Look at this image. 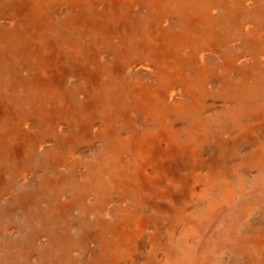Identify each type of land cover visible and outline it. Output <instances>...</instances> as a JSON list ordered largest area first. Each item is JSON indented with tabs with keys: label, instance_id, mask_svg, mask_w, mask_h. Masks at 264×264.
I'll return each mask as SVG.
<instances>
[{
	"label": "rangeland",
	"instance_id": "1",
	"mask_svg": "<svg viewBox=\"0 0 264 264\" xmlns=\"http://www.w3.org/2000/svg\"><path fill=\"white\" fill-rule=\"evenodd\" d=\"M262 56L264 0H0V264H264Z\"/></svg>",
	"mask_w": 264,
	"mask_h": 264
},
{
	"label": "bare ground",
	"instance_id": "2",
	"mask_svg": "<svg viewBox=\"0 0 264 264\" xmlns=\"http://www.w3.org/2000/svg\"><path fill=\"white\" fill-rule=\"evenodd\" d=\"M88 1V0H87ZM142 1V0H141ZM247 2V1H246ZM114 5V4H113ZM214 8V7H213ZM60 10V9H59ZM192 11V10H191ZM178 12V11H177ZM198 13V12H197ZM79 14V13H78ZM81 14V13H80ZM62 15V14H61ZM64 15V14H63ZM82 15V14H81ZM78 15H76V17H77ZM199 19V18H198ZM2 20H4V19H2ZM6 20V19H5ZM127 20V19H126ZM9 21V20H8ZM70 21V20H69ZM81 21V20H80ZM125 21V20H124ZM191 21V20H190ZM72 22H73V20H72ZM68 24V23H67ZM116 24V23H115ZM118 24V23H117ZM248 26H249V24H248ZM216 27V26H215ZM112 28V27H111ZM256 28V27H255ZM245 29V28H244ZM111 30V29H110ZM217 30V29H216ZM101 31H102V29H101ZM109 31V30H108ZM214 31V30H213ZM100 32V31H99ZM124 33V32H123ZM128 33V32H127ZM157 35V34H156ZM183 36V35H182ZM210 37V36H209ZM178 46V45H177ZM196 48V47H195ZM159 51V50H158ZM173 56V55H172ZM261 57V56H260ZM262 57H264V56H262ZM181 58H183V57H181ZM187 59V58H186ZM174 61V60H173ZM166 67V66H165ZM129 68V67H128ZM136 68V67H135ZM152 69V68H151ZM148 70V69H147ZM189 71V70H188ZM251 73V72H250ZM180 74V73H179ZM230 75V74H229ZM187 76V75H186ZM219 76V75H218ZM231 78V77H230ZM232 81V80H231ZM220 82V81H219ZM218 84V83H217ZM260 86V88L259 89H257V90H254L253 92L255 93V95L252 97V99H251V101H254V102H256V99L258 98V94L261 96L262 94H264V89H263V85H259ZM173 88V87H172ZM178 88V87H177ZM170 90H171V88H170ZM180 90V89H179ZM177 91V90H176ZM182 91V90H181ZM178 92V91H177ZM173 93H175V92H173ZM183 94V93H182ZM172 97V96H171ZM169 98H170V96H169ZM258 100V99H257ZM259 102V101H258ZM164 103V102H163ZM203 114V113H202ZM211 115V114H210ZM209 116V115H208ZM163 117V116H162ZM192 118V117H191ZM99 124V123H98ZM214 124V123H213ZM149 137H151V141L156 137V135L151 131L150 132V135H149ZM147 142H149V138H147L146 140H145V142H144V144L145 145H147ZM43 143V142H42ZM44 144V143H43ZM41 145V144H40ZM43 146V145H42ZM40 148V147H39ZM205 172V171H204ZM261 175V174H260ZM250 179V178H249ZM259 181V180H258ZM256 182H257V180H256ZM247 183V182H246ZM261 184V183H260ZM254 185V184H253ZM236 187V186H235ZM237 188V187H236ZM240 189V188H239ZM251 191V190H250ZM259 191V190H258ZM257 191V192H258ZM263 191H264V189H263ZM249 192V191H248ZM247 193V192H246ZM243 194H245V193H243ZM248 195V194H247ZM259 195H261V194H259ZM240 196V195H239ZM238 196V197H239ZM246 196V195H245ZM249 196V195H248ZM242 197V196H241ZM240 198V197H239ZM238 199V198H237ZM236 199V200H237ZM234 203V202H233ZM243 203V202H242ZM241 203V204H242ZM231 205V204H230ZM240 205V204H239ZM228 206V205H227ZM192 208V207H191ZM255 208V207H254ZM223 208H221V210H222ZM231 209V208H230ZM237 209V208H236ZM76 210V209H75ZM227 210H229V209H227ZM226 210V211H227ZM224 212V211H223ZM234 212V211H233ZM92 213V212H91ZM262 213V212H261ZM221 215V214H220ZM228 218V217H227ZM219 220V219H218ZM216 221V220H215ZM200 223V222H199ZM215 223H217V222H215ZM224 223V222H223ZM217 225V224H216ZM212 227V226H211ZM210 230V229H209ZM179 233V232H178ZM210 234V233H209ZM208 238H210V237H208ZM208 240V239H207ZM198 257V256H197Z\"/></svg>",
	"mask_w": 264,
	"mask_h": 264
}]
</instances>
